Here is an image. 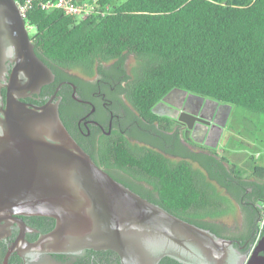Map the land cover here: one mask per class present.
<instances>
[{
    "label": "trees",
    "instance_id": "1",
    "mask_svg": "<svg viewBox=\"0 0 264 264\" xmlns=\"http://www.w3.org/2000/svg\"><path fill=\"white\" fill-rule=\"evenodd\" d=\"M37 1L26 20L35 28L37 54L55 70L79 67L93 74L98 64L118 59L126 74L125 93L144 117L154 115L152 107L180 87L248 111L232 114L241 128L227 146L241 149L245 136L257 140L264 124V0H100L112 12L84 19L60 9L43 10ZM127 54L137 61L131 74ZM124 147L126 162L135 159ZM188 158L172 166L151 151L141 158L158 178L161 197L150 200L213 231L217 220L236 212L249 222L250 204L264 203V165L252 155L243 163L216 153H190ZM3 245L0 240V264ZM89 255L95 264L120 263L113 250H90ZM21 262L15 252L8 264ZM160 264L183 263L165 256Z\"/></svg>",
    "mask_w": 264,
    "mask_h": 264
},
{
    "label": "water",
    "instance_id": "2",
    "mask_svg": "<svg viewBox=\"0 0 264 264\" xmlns=\"http://www.w3.org/2000/svg\"><path fill=\"white\" fill-rule=\"evenodd\" d=\"M11 56L16 61L14 72L24 71L34 90L53 79L35 51L17 1L0 0V74ZM171 95L180 98L181 106L170 101ZM165 101L173 110L182 109L181 115L159 111ZM210 106L212 122L204 113ZM232 106L173 87L152 111L184 122L194 141L216 148L226 125L217 117L225 107L230 113ZM2 113L0 239L11 234V219L20 227L3 264L9 263L14 252L24 255V249L28 254L77 253L84 247L113 250L121 264H159L165 256L188 264L184 249L190 248L203 252L209 260L215 258L219 264L226 262L232 241L217 239L115 180L69 136L55 106L30 108L13 95L10 83ZM197 122L207 126L201 133L197 132ZM19 215L49 216L56 225L38 241L29 243L25 239L29 227ZM260 243L251 249L245 264H264Z\"/></svg>",
    "mask_w": 264,
    "mask_h": 264
},
{
    "label": "flooded vegetation",
    "instance_id": "3",
    "mask_svg": "<svg viewBox=\"0 0 264 264\" xmlns=\"http://www.w3.org/2000/svg\"><path fill=\"white\" fill-rule=\"evenodd\" d=\"M30 36L33 42L34 34L30 32ZM42 60L51 70L53 79L43 83L38 90H34L24 71L14 72L16 61L13 60V56L11 59L6 58L5 68L0 74V117L3 115L2 109L7 105L10 83L13 84V95L30 108L55 106L66 131L77 145L115 180L143 198L150 200L151 197L157 200L161 197L158 178H155L150 167L146 169L141 161V158H146L147 152L151 151L153 156L161 158L167 166L188 160L190 153L225 155L221 153L220 147L213 148L194 141L186 124L176 118L154 112V115L144 117L125 93L126 74L121 72L117 64L118 59L105 60L101 63L102 66L98 64L93 74L79 67L55 70L44 59ZM125 64L127 74H131L137 64L136 58L132 54H127ZM169 99L181 106L178 96L171 95ZM170 106L165 101L160 103L158 110L181 115L179 113L182 109L179 108L177 111ZM212 112L211 106L204 110L207 115L205 117L211 119V122L214 121V118H211ZM232 114L233 110L228 113L225 107L217 117L219 121L226 122L223 137L228 132L229 137L232 134L229 128ZM206 128L205 123L197 122L198 133ZM124 145L129 147L135 159L126 162L122 150ZM250 205L249 222L244 216H240L237 224L226 221L223 223V220L219 219L216 221L214 231L194 223L209 231L217 239L232 241L224 264H245L257 238L259 237L257 243L264 238V225L261 228L259 224L264 203ZM19 218L29 227L25 232V239L29 243L38 241L42 234L51 231L56 225L54 218L45 215H19ZM10 222L11 234L0 239L6 247V252L20 233L18 222L12 219ZM260 246L263 247L260 253L264 254V242H261ZM90 250L94 249L84 247L77 253L36 251L28 254L29 252L24 249L21 264H95L96 260L89 255ZM184 253L188 257V264H219L215 258L209 260L203 252L195 248L184 249ZM60 254L64 256L59 257ZM119 262L121 264L120 257Z\"/></svg>",
    "mask_w": 264,
    "mask_h": 264
},
{
    "label": "built area",
    "instance_id": "4",
    "mask_svg": "<svg viewBox=\"0 0 264 264\" xmlns=\"http://www.w3.org/2000/svg\"><path fill=\"white\" fill-rule=\"evenodd\" d=\"M99 1L100 0H39L36 4L43 10L50 11L52 9H60L66 15H72L78 19H84L95 13L103 16L112 12V7L110 4L101 6ZM35 2L36 0H23L20 4L18 3L21 14L25 19L27 16V12L34 7ZM255 156L256 158H259L260 154H256ZM259 224L261 228L264 225V209ZM258 238L251 249H253V247L256 245Z\"/></svg>",
    "mask_w": 264,
    "mask_h": 264
},
{
    "label": "rangeland",
    "instance_id": "5",
    "mask_svg": "<svg viewBox=\"0 0 264 264\" xmlns=\"http://www.w3.org/2000/svg\"><path fill=\"white\" fill-rule=\"evenodd\" d=\"M79 1H88V0H79ZM126 0H116V3L117 4H121L123 2H125ZM29 31L31 32V34H34L35 33V28L32 27V26H29ZM236 112V113H248L247 110L243 109L242 107H238V106H233V113ZM264 120V118H263ZM236 127V129L232 130L231 133H233V135H236L237 136V131L241 128V126L239 124H234L231 120L229 121V128L231 127ZM260 130H259V135H258V140H259V147H254L253 148V151H256V150H259L261 151L263 154L261 155L260 158H256V163L258 165H264V124H260ZM229 133V132H228ZM230 133V134H231ZM224 138L225 137H222L218 147H221V144L223 145L224 142ZM226 141V140H225ZM244 141H245V146L243 147V151L241 152H237V154L235 156H230L231 160H233V162H238V163H243L244 162V159L248 158V155H249V150L246 151V149H249V139L245 136L244 137ZM225 147L230 148L229 145L228 146H224V149H220L221 153H224V154H230V152H228V150L225 149ZM246 151V152H245ZM244 153V155H243ZM197 166V165H195ZM223 220L226 221L227 223H230V224H237L239 223V220H240V217H239V213L236 212V214H233V215H226L223 217Z\"/></svg>",
    "mask_w": 264,
    "mask_h": 264
},
{
    "label": "crops",
    "instance_id": "6",
    "mask_svg": "<svg viewBox=\"0 0 264 264\" xmlns=\"http://www.w3.org/2000/svg\"><path fill=\"white\" fill-rule=\"evenodd\" d=\"M230 132H231V130H230ZM259 131L257 132V137H258V135H259ZM229 138V133L228 134H226V136H225V138H224V141H222V142H224V144L222 145L221 144V149H224V146H227V139ZM259 138V137H258ZM258 138H257V140H251V139H249V149H246V151L247 150H249V155H252V156H254L255 158H256V154H260V157H261V155L263 154L261 151H259V150H256V151H253V148L254 147H259V144H258V142H259V140H258ZM226 140V141H225ZM262 141H264V140H262ZM245 146V144L243 145V147ZM243 147L241 148V149H239V148H228L227 149V147H225V149L226 150H228V152H230V154H228V157H230V156H235L236 154H237V152H241V151H243ZM245 151V152H246ZM227 155V154H226ZM243 155H244V153H243ZM259 157V158H260ZM233 161V160H232ZM237 163V162H236Z\"/></svg>",
    "mask_w": 264,
    "mask_h": 264
}]
</instances>
